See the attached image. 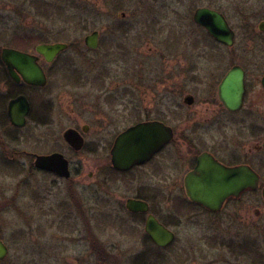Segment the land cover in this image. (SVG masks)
<instances>
[{
	"label": "flooded vegetation",
	"instance_id": "af4514ba",
	"mask_svg": "<svg viewBox=\"0 0 264 264\" xmlns=\"http://www.w3.org/2000/svg\"><path fill=\"white\" fill-rule=\"evenodd\" d=\"M119 4L124 5V11L119 20L110 23L114 30L129 35L130 30L136 29L141 42L152 38L163 42L159 36L167 30L169 37L163 43L166 44L168 64L169 59H178V62L168 65L167 86L162 89L161 100L142 101L143 84L128 85L125 78L121 89L115 76L114 81H118L116 90L125 92L122 94L125 97L130 90V95H136L135 101L124 100V97L115 100L114 96L108 95V101L99 103L105 112L99 113L91 124L76 123L63 132L67 151L29 155L31 176L35 173L50 175L65 183L62 186L55 181L54 185L60 197L56 205L59 229L53 239L56 245L41 247L43 261L35 260L31 252L15 257L26 260L6 261L10 256L8 248V255L0 260V264H128L126 248L122 244L118 246L116 242L101 240L104 228L108 227H113L119 236L140 237L136 264H165L166 253L174 260L173 264H264V253L257 248L254 237L241 236L235 213V208L256 194L264 202V30L261 29L264 1L134 0L131 4L136 6L135 17L138 19L134 22L127 20V12L134 6H128L126 0H120ZM176 5L184 9V21H169L170 14L181 13L175 9ZM54 7L55 13H61L57 6ZM42 9L51 11L46 2H42ZM202 9L224 17L233 32L230 43L215 39L204 25L196 21V14ZM178 29L183 31H175ZM238 30L254 32L250 37L239 38ZM96 32L97 47L91 48L86 40ZM194 32L198 34L194 36ZM101 35L98 30L92 31L85 37L84 44L91 51L98 50ZM182 37L197 47L199 53L182 56L176 53ZM38 41L32 49L0 48V122L3 127L18 130L9 117L10 102L25 95L27 90H44L51 74L49 67L70 48L66 42H49L45 38ZM57 43L66 44L67 48L52 61L37 52L39 45ZM4 49L35 56L47 78L46 85L29 84L15 70L19 77L17 81L3 60ZM147 66L144 62L140 65L141 73L137 78L141 81L142 72H149ZM234 72L241 75L242 87L227 92V89L223 90L224 83ZM112 77L101 71L92 77L91 82L105 89ZM176 95L180 96V101L175 100ZM227 96L229 100L226 101L224 97ZM28 101L31 109L24 128L30 121L48 127L52 122L53 107L50 110L46 105L34 106L30 98ZM151 123L168 128L170 140L145 162L128 169L115 168L111 153L117 138L130 128ZM108 128L106 135L111 142L107 147L106 162L96 168L99 150L96 142L103 140L98 137ZM72 135L80 140V149L68 140L67 137ZM90 136L95 143H89ZM8 140L14 141L10 135ZM86 151L88 156L81 157ZM54 154H61L63 159L47 162L46 166L52 170L37 166L39 156ZM65 165L69 177L53 171L63 169ZM250 173L258 176V186L252 188L248 184L235 191L239 188V181L248 179ZM95 176L103 181H94ZM51 188L34 186L31 182L28 196L44 204L51 196ZM189 189L221 191L216 192L219 197L202 198L204 200L199 202L191 197ZM137 203L146 206V211L137 210L134 207ZM206 203L218 208L206 206ZM51 212L52 209L45 207L43 215L49 216ZM151 218L173 234V240L167 245H159L147 232ZM181 231L187 236L183 262L178 261L180 253L176 250ZM71 243L77 250L73 252L74 256L65 255L64 249Z\"/></svg>",
	"mask_w": 264,
	"mask_h": 264
},
{
	"label": "rangeland",
	"instance_id": "374dc122",
	"mask_svg": "<svg viewBox=\"0 0 264 264\" xmlns=\"http://www.w3.org/2000/svg\"><path fill=\"white\" fill-rule=\"evenodd\" d=\"M132 1L134 0H126L128 6H134L127 12L129 22L138 21L135 17L136 6L131 4ZM42 2L48 3L51 11H43ZM119 3L120 0H0V48L14 46L32 49L43 38L49 42L59 41L70 45L68 51L49 67L51 74L47 87L40 91L27 90L25 94L34 106L46 105L50 110L53 107L51 124L45 127L30 121L26 128L13 130L3 127L0 122V240L10 249V256L6 261L26 260L15 259L24 252H31L35 260L43 261L41 247L46 244L56 245L53 239L57 237L59 229L56 225L59 218L56 205L60 197L54 185L55 181L62 186L65 183L50 175L35 173L31 176L29 155L48 154L55 150L67 151L63 132L76 123L91 124L99 113L105 112L106 109L99 103L108 101V95L114 96L115 100L124 97V100L135 101L136 95H130V90L126 97L123 96L125 92L116 90L118 81L121 89L123 88L125 78L128 85H137V82L143 84L140 93L142 101H160L162 89L167 86L168 65L170 62H178V59H169L168 64L166 44L163 43L169 37L167 30L159 36L163 42H156L153 38L141 42L136 29L130 30L129 35L123 34L121 30H114L110 23L119 20L120 13L124 11V5ZM54 6L61 13L56 11V14ZM175 9L181 13L175 16L170 14L169 21H184V9L178 5ZM94 30L100 31L102 35L99 49L91 51L84 44V39ZM251 32L254 31L238 30V37H250ZM196 34L198 33L194 32V36ZM255 36L259 37L257 34ZM178 47L176 53H180V56L199 53L198 48L185 37H182ZM142 62L148 65L149 72H142L141 81L137 76L141 73ZM101 71L113 76L105 89L98 88V84L91 82L92 77ZM115 76L117 82L114 81ZM175 100L180 101V96L176 95ZM109 129L98 137L102 141L96 142L90 136L89 143L96 142L99 145L96 168L106 162L107 147L111 142L106 135ZM9 135L14 139L13 142L8 140ZM87 156V151L81 154V157ZM94 181L103 179L95 176ZM31 182L34 186L53 187L50 198L44 204L29 198L28 186ZM45 207L52 209L49 216L43 215ZM235 213L240 234H243L241 236L254 237L257 248L264 253V202L260 195L256 194L248 202L239 205L235 208ZM82 227L84 228V224ZM104 230L101 240L106 243L116 242L118 246L122 244L126 248L124 251L128 264H136L134 262L139 255L140 237L129 234L119 236V232L114 231L113 227ZM186 240L185 232L181 231L176 245L177 253H180L177 256L179 262L184 260ZM64 250L65 255L74 256L73 252L77 248L71 243ZM166 255L168 258L165 264H173L174 260L168 253ZM115 259L117 260L116 256Z\"/></svg>",
	"mask_w": 264,
	"mask_h": 264
},
{
	"label": "water",
	"instance_id": "95a60500",
	"mask_svg": "<svg viewBox=\"0 0 264 264\" xmlns=\"http://www.w3.org/2000/svg\"><path fill=\"white\" fill-rule=\"evenodd\" d=\"M196 21L204 25L209 34L215 39L230 43V39L233 38V32L229 29L224 17L214 11L208 9L199 10L195 17ZM264 30V24L261 26ZM97 37L98 33H94L92 36L88 37L86 42L91 48L97 47ZM67 48L66 44L57 43L51 45H39L37 47V52L44 55L48 61H52L59 53ZM3 60L7 64L11 75L19 81V77L15 70L18 71L23 79L32 85L45 86L47 83V78L37 63V58L28 53H23L14 49H4L3 50ZM238 73H231L226 82L224 83L223 90H237L242 87L241 75ZM226 91V90H225ZM226 101L229 100L228 96L224 97ZM30 103L25 95H21L13 99L9 104V117L11 123L16 128H24L27 123V116L30 113ZM71 144L75 146L76 149H80V140H77L76 136L67 137ZM171 138V132L168 128L162 126L161 124L151 123V124H141L130 128L127 132L122 134L117 138L112 149V162L117 169H128L136 164H140L148 160L155 152L160 150L164 144H166ZM56 159H63L61 154H54L49 157L39 156L37 158V166L41 168H46L48 170L50 166H46V163ZM57 172L60 176L69 177V171L67 165L60 167L59 169L53 170ZM246 178H242L239 181L238 189L235 191L242 190L241 187L244 185H250L252 188L258 186L259 178L255 174L250 173ZM245 179L246 183H243ZM237 184V182H236ZM190 195L193 199L202 202L206 198L210 200L214 197H219L221 190H194L189 189ZM264 196V192H263ZM221 198V197H220ZM211 208L217 209L218 206L213 204H205ZM137 210L146 211V206L140 203L134 205ZM147 232L152 236V238L161 246L167 245L171 240H173V234L170 233L164 226L159 224L151 218ZM7 245L0 240V260H4L8 255Z\"/></svg>",
	"mask_w": 264,
	"mask_h": 264
},
{
	"label": "trees",
	"instance_id": "16d2710c",
	"mask_svg": "<svg viewBox=\"0 0 264 264\" xmlns=\"http://www.w3.org/2000/svg\"><path fill=\"white\" fill-rule=\"evenodd\" d=\"M16 95H18V94H16Z\"/></svg>",
	"mask_w": 264,
	"mask_h": 264
}]
</instances>
